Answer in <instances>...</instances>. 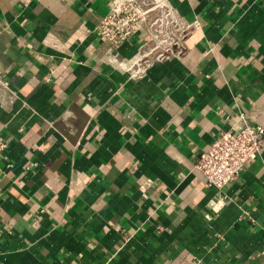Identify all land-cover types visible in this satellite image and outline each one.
<instances>
[{"label":"crops","instance_id":"1","mask_svg":"<svg viewBox=\"0 0 264 264\" xmlns=\"http://www.w3.org/2000/svg\"><path fill=\"white\" fill-rule=\"evenodd\" d=\"M108 1L0 0V264H264V151L223 193L193 167L264 127V0H171L162 60Z\"/></svg>","mask_w":264,"mask_h":264},{"label":"built area","instance_id":"2","mask_svg":"<svg viewBox=\"0 0 264 264\" xmlns=\"http://www.w3.org/2000/svg\"><path fill=\"white\" fill-rule=\"evenodd\" d=\"M108 11L96 28L99 37L116 48L138 36L147 29L156 58L162 60L173 52L174 45L181 49L178 30L191 25L181 24L175 15L176 7L171 0H110ZM182 52L181 50L179 53ZM144 72L150 67L148 59L139 60ZM264 151V127L252 122L246 113H241L240 124L220 131L210 147L203 150L193 162L201 173L207 187L223 193L237 181L245 164ZM140 183V189L144 188ZM46 208H41L44 213Z\"/></svg>","mask_w":264,"mask_h":264}]
</instances>
